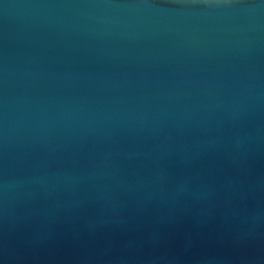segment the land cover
<instances>
[{
  "label": "water",
  "instance_id": "water-1",
  "mask_svg": "<svg viewBox=\"0 0 264 264\" xmlns=\"http://www.w3.org/2000/svg\"><path fill=\"white\" fill-rule=\"evenodd\" d=\"M0 264H264V0H0Z\"/></svg>",
  "mask_w": 264,
  "mask_h": 264
}]
</instances>
